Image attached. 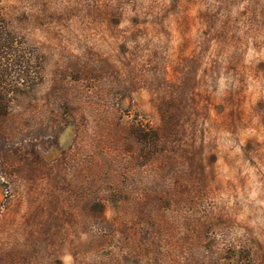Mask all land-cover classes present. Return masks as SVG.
<instances>
[{"label":"rangeland","instance_id":"374dc122","mask_svg":"<svg viewBox=\"0 0 264 264\" xmlns=\"http://www.w3.org/2000/svg\"><path fill=\"white\" fill-rule=\"evenodd\" d=\"M2 7L44 70L0 116V264H264V0Z\"/></svg>","mask_w":264,"mask_h":264},{"label":"trees","instance_id":"16d2710c","mask_svg":"<svg viewBox=\"0 0 264 264\" xmlns=\"http://www.w3.org/2000/svg\"><path fill=\"white\" fill-rule=\"evenodd\" d=\"M0 0V116L18 98L34 92L42 84L44 62L35 46L29 45L12 27ZM147 127V131L144 128ZM133 127L135 138L154 145L156 132L149 126Z\"/></svg>","mask_w":264,"mask_h":264},{"label":"built area","instance_id":"2783aa9c","mask_svg":"<svg viewBox=\"0 0 264 264\" xmlns=\"http://www.w3.org/2000/svg\"><path fill=\"white\" fill-rule=\"evenodd\" d=\"M4 191H6V193H7V190L4 189Z\"/></svg>","mask_w":264,"mask_h":264}]
</instances>
